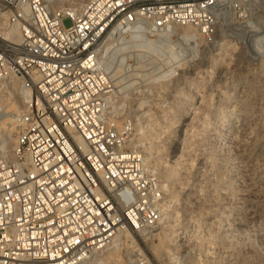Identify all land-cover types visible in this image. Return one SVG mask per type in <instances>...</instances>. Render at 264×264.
I'll return each instance as SVG.
<instances>
[{
    "label": "built area",
    "instance_id": "obj_1",
    "mask_svg": "<svg viewBox=\"0 0 264 264\" xmlns=\"http://www.w3.org/2000/svg\"><path fill=\"white\" fill-rule=\"evenodd\" d=\"M231 4L0 0V81L17 83L23 101L12 154L0 158V264H88L120 231L142 247H131L137 264H150L142 237L161 221L166 194L132 142L129 114L169 110L153 96L177 86L182 70L156 87L146 79L157 67L138 69L131 58L120 67L113 50L133 31L184 43L191 28L211 43Z\"/></svg>",
    "mask_w": 264,
    "mask_h": 264
},
{
    "label": "rangeland",
    "instance_id": "obj_2",
    "mask_svg": "<svg viewBox=\"0 0 264 264\" xmlns=\"http://www.w3.org/2000/svg\"><path fill=\"white\" fill-rule=\"evenodd\" d=\"M47 1L78 8L75 0ZM63 24L72 25L69 18ZM184 40L147 36L138 42L144 47L120 56L158 67L173 47L185 63L177 69L180 83L153 96L155 104L169 101V110L129 114L136 124L132 142L166 194L161 221L142 237L143 247L150 264H264V156L241 166L234 158L237 141L250 148L264 142V0H232L211 43L199 34L188 43L193 54L181 52ZM230 97L241 101L246 114L226 151L215 136L232 114ZM12 104L22 108L18 87L0 81V121L10 118ZM11 125H0V158L12 154L16 128ZM254 211L260 218L238 224ZM132 246L117 241L91 264H137ZM108 257L114 261L106 262Z\"/></svg>",
    "mask_w": 264,
    "mask_h": 264
},
{
    "label": "bare ground",
    "instance_id": "obj_3",
    "mask_svg": "<svg viewBox=\"0 0 264 264\" xmlns=\"http://www.w3.org/2000/svg\"><path fill=\"white\" fill-rule=\"evenodd\" d=\"M47 1V0H45ZM77 1L76 2V6L78 8H74V9H79V8H82L86 2H88V0H75ZM49 2V1H47ZM50 3V2H49ZM51 4V3H50ZM53 6V5H52ZM54 7V6H53ZM182 32V37L183 38H186V40L188 41L184 46H181L180 50L181 52L185 51L186 50H191L192 51V54L195 53L194 52V47H188V43H195L196 42V39H197V33L194 32L193 29L191 28H185L184 30L181 31ZM258 32V31H257ZM169 38L168 36L164 35L163 33H157V36H156V39H163V38ZM131 39V40H130ZM147 40V35L144 34V33H138L136 31H133L132 35L130 36L129 39H127L126 41H123L122 44L120 46H118L116 49H114V55H123V53H126V52H132V49L134 51V49H137L138 47L143 46V44L141 43H138L140 41H146ZM170 40V38H169ZM172 41V40H171ZM133 42V43H131ZM190 46V45H189ZM170 55H168V57L164 58L163 61L161 62V65L158 66L157 68L153 69L154 71H150L152 70V66H148V65H152L151 64H141V65H136L138 67V69L140 68H143V70L147 71L149 70L151 72V75H149V77L146 79V82L148 84H151V85H155L156 87L158 86H162V80H164V78L167 76V74H171V73H175L177 69H182L185 65L184 63V58H180L181 55L179 56V53L176 52V50L173 48V47H170ZM135 52V51H134ZM125 55V54H124ZM121 58V63H120V67L122 66L123 62L125 60H127V58H130V57H119ZM139 59V58H138ZM148 66V67H147ZM134 70L137 72V70ZM171 72H170V71ZM170 72V73H168ZM134 77L132 78V81L131 82H135L137 80V74L136 75H133ZM248 82V80L246 81ZM252 82V81H251ZM238 83V82H237ZM247 84V83H246ZM249 84V83H248ZM251 84V83H250ZM12 85L14 87H19L17 86L18 84L17 83H12ZM252 87V85H251ZM250 91V90H249ZM251 92V91H250ZM251 94V93H250ZM246 96V95H245ZM243 97V95H242ZM241 97V98H242ZM251 97V96H250ZM249 97V98H250ZM231 98V97H230ZM240 99V98H239ZM231 100V101H230ZM229 101V106L233 107L231 109V112L232 114L228 117V119L225 121V123L222 125L221 127V130L216 134V141H217V144H218V148H222L221 146H225L226 147V151H229L231 147L228 148L227 146V141H228V138L230 137L231 134H233L235 131L237 132L238 129L240 128V125H241V121H243L245 119V114L244 113V109H245V106H241V101L238 100V99H235V97H232ZM245 100V98H244ZM247 101V100H246ZM243 102V100H242ZM241 103V104H240ZM21 110V107L17 106V105H13L11 106V111H10V118H5L3 117L4 119H2L0 121V125H7V124H11V122H13V118H14V114L15 113H18L20 112ZM244 110V111H243ZM9 115V114H8ZM244 123V122H243ZM14 126V125H13ZM12 125L10 128L11 130L14 128ZM5 127V126H4ZM8 127V126H7ZM7 127H5L4 129H6ZM242 130V129H241ZM6 131V130H5ZM8 137V136H7ZM230 139V138H229ZM239 139V138H238ZM231 141V139H230ZM236 142V141H235ZM260 142V141H259ZM223 143V144H222ZM256 143V141H255ZM258 143V141H257ZM264 143V142H263ZM263 143H260V144H254L256 145L255 147L253 146L252 148L242 144L240 141H237L236 143V148H237V151H236V155H235V162L239 163L240 166L243 165V164H246V163H252L253 160H255L256 158H259V157H263L264 156V144ZM222 144V145H220ZM252 145V144H251ZM250 146V145H249ZM225 150V149H224ZM236 150V149H235ZM229 153V152H228ZM145 155V154H144ZM229 155V154H228ZM146 160H148V158H146ZM256 162V161H255ZM229 164V163H228ZM248 166V165H247ZM225 167V166H224ZM249 171V170H248ZM249 177L250 179L253 177V174L250 173L249 174ZM254 178V177H253ZM249 179V178H248ZM249 179V180H250ZM255 179V178H254ZM245 214V213H244ZM260 213L258 212H252L250 213V215L247 217V218H242L238 221V224L240 225H247V224H251L252 222H254L256 219L260 218ZM239 225V226H240ZM251 226V225H250ZM243 227V226H242ZM259 228V227H258ZM256 231V230H255ZM258 232V231H257ZM143 235L145 236H148L147 233H144ZM120 240H124L126 246H132V248L136 251L139 252L140 255L143 254V250H142V247H138V245L135 243V240L134 238L131 236V232L129 231H120V233L116 236L115 240H114V244L117 242V241H120ZM113 244V245H114ZM106 251H108V248L105 249ZM105 250L99 252L98 254L94 255V256H98L100 253L104 252ZM258 250V248H257ZM114 253V252H113ZM112 253V254H113ZM129 253V252H128ZM92 256L90 258V261L88 264H91V261H92V258L94 257ZM106 262H111V261H114L113 258H107L105 259ZM132 264V263H131Z\"/></svg>",
    "mask_w": 264,
    "mask_h": 264
}]
</instances>
